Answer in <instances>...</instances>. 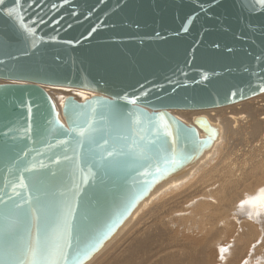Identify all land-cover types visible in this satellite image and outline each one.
Instances as JSON below:
<instances>
[{"label":"snow or ice","instance_id":"snow-or-ice-1","mask_svg":"<svg viewBox=\"0 0 264 264\" xmlns=\"http://www.w3.org/2000/svg\"><path fill=\"white\" fill-rule=\"evenodd\" d=\"M105 2L98 0V4ZM13 3L19 4L20 0ZM69 3L70 0H52L49 11L54 15ZM196 3L198 10L186 17L182 32H189L202 17L209 24H219L224 32L231 30L225 17L229 0H196ZM256 3L264 9V0ZM250 4L251 0H239L241 9L255 11L248 7ZM4 5L5 0H0V15L17 19L23 29L18 37L22 47L17 51L23 56L31 55L35 27L24 22L22 6L5 9ZM33 5L43 8L41 0H31L30 6ZM132 5L133 0H117L120 10ZM94 12L95 9L89 10L87 17L91 18ZM72 15L79 14L73 11ZM39 22H45L43 16ZM106 23L99 20L81 38L65 43L80 45ZM154 35L161 37L160 32ZM233 36L236 40L248 39L244 33L234 32ZM212 46L227 54L235 53L233 47L220 43ZM3 48L0 40V54L10 56ZM254 59L259 67L254 73L258 80L253 91L256 95L264 93V50ZM203 79H208L207 73ZM150 91L140 84L139 89L133 87V94L126 90L116 93L113 99L103 101L106 110L99 112L92 107L95 101L80 106L69 101L65 106L67 126L57 119L55 132L38 118L26 121L23 136L19 135V129L0 124V172L6 171L10 176L0 188V264H83L114 234L121 220L156 183L174 174L172 170L178 166L198 159L205 146L211 147L219 136L215 129L209 128L208 137L201 140L196 129L178 118L169 120L165 113H149L138 107L129 109V105H138L140 97L149 96ZM231 95L242 97L243 93L238 90ZM21 106L26 107L31 118L32 102ZM198 122L205 125L204 120ZM34 136L41 138V146L52 150L51 155L37 148ZM181 144L183 148L178 150ZM244 204L242 200L240 207ZM260 244H264V238L251 246L256 248Z\"/></svg>","mask_w":264,"mask_h":264},{"label":"water","instance_id":"water-1","mask_svg":"<svg viewBox=\"0 0 264 264\" xmlns=\"http://www.w3.org/2000/svg\"><path fill=\"white\" fill-rule=\"evenodd\" d=\"M51 2L41 0L43 8H40L30 6L31 0H20L19 4L5 0V9H20L22 6L24 22L36 29L29 56L17 51L22 47L18 42L23 32L20 22L0 15L3 52L11 53L10 56L0 54V60H3L0 63V80H3L0 82V124L19 129L20 136H23L26 121L32 119L38 118L51 132H55L54 121L57 119L67 126L65 106L69 101L73 106L95 101L92 107L98 112L105 111L104 100L113 99L116 93L122 94L125 90L133 94V87L139 89V85L144 84L151 90L149 96L140 97L138 105H129V109L138 107L149 113H165L169 120L178 118L196 129L200 139L204 140L209 135V128L217 130L207 117L195 116L192 123H187L171 110L222 107L258 95H253L258 83L254 73L259 71L254 57L264 50V37H261L264 9L256 0H251L248 6L255 11L241 9L239 0H229L225 13L226 23L231 26L228 32L222 31L219 24H209L202 17L187 33L181 29L186 17L198 10L196 0H133V5L123 10L117 8V0H106L104 4H98V0H70L54 15L49 11ZM92 9L95 12L88 18L86 14ZM73 11L79 15L73 16ZM41 16L44 23L39 22ZM57 20L59 23L55 22ZM99 20H106V26L91 39L76 46L65 43L81 38ZM156 32H160L161 37H156ZM234 32L244 33L248 39L236 40ZM214 43L233 47L235 53L227 54L223 49H215ZM248 52L252 55H247ZM228 67L232 70L227 71ZM245 67L248 72H244ZM205 73L207 80L203 79ZM44 85L82 88L92 94L81 100L67 95L58 109ZM238 90L243 96L232 97L231 93ZM29 101L33 108L31 118L26 107L21 106ZM199 120H204L205 125L199 124ZM47 121L53 123L48 124ZM33 138L41 152L51 155L52 150L39 143L40 137ZM182 148L181 144L178 150ZM208 149L205 146L201 151ZM44 159L47 163V157ZM196 160L172 170L174 174L156 183L150 192L156 185L188 171ZM7 178L10 176L6 171L0 172V188ZM148 195L142 197L131 213L121 220L110 238ZM109 239L90 258L84 259L83 264L89 262Z\"/></svg>","mask_w":264,"mask_h":264},{"label":"bare ground","instance_id":"bare-ground-1","mask_svg":"<svg viewBox=\"0 0 264 264\" xmlns=\"http://www.w3.org/2000/svg\"><path fill=\"white\" fill-rule=\"evenodd\" d=\"M2 81L3 80H0V82H2ZM48 86H52V85H44L43 87L47 91H49L50 88H48ZM61 87H63V86H61ZM61 87H57V88L51 87L52 91L51 92L49 91V93L51 94L53 100L55 101L58 109H60V107L62 105V101H63L64 97L67 95H73L75 98L80 99L79 90L77 91L78 93L72 92L71 94H66L68 92H66V90L64 88H61ZM86 91H89V90H86ZM90 92L91 91H89V93ZM91 94H92V92H91ZM261 94H263V93H261ZM261 94H258L257 96H253L252 98L251 97L247 98V99H245V101H249L250 99H255L257 97H260L259 95H261ZM88 96L89 95L82 97L81 99H84ZM245 101H242L240 103H245ZM237 104H238V102H237ZM261 104H264V103H261ZM225 107H228V105ZM248 107H245L244 110H241V112H245V114L241 113V112L235 113V114L234 113L230 114L228 117L226 116V119H227L226 121L229 122V119H228L229 117L235 123L237 121H244L247 119H249V120L251 119L252 124H253L251 129H256V130L258 129L259 130V123H261V120H259V119L264 118V115L262 114L261 117L258 116V118H256V107H254V110L252 109V106H251V108L250 107L248 108ZM261 107H263V109H264L263 105ZM175 110H178V112L184 111L186 113V114H184V113H182V114H183V116L185 115L184 116L185 118L190 119L189 121L184 119V120L188 121L187 123H192L195 116L202 115V116L207 117V119L211 122V124H213L217 128V131L219 133L218 138L213 142V145L208 150H206L202 153V155L196 160V163L188 171L184 172L182 175H179L177 177H173L167 181H164V182L156 185L155 188L150 192L148 197L146 199H144L135 208V210L131 214L130 218L121 226V228L117 231V233L108 240V242L105 244V246L89 262H87L85 264H243L244 260L247 261V264H264V244L257 245L256 248H252V246H251L253 243H255V241L257 239L264 238V210H261L258 208L260 203L264 202V171L262 173L260 172L261 168L264 167V165H263V163L261 164V161L259 163V165H261L260 170L258 171L257 167H254L256 169L252 172V174L250 173L251 174L250 177H245L246 171L244 172V174L242 176H238L239 174H237V176H234V174L236 175V173L233 174V172H236V171H233L234 166L230 167L229 170L226 171L227 172L226 177L223 176L222 179H218L217 181L216 180L212 181V185L210 184L212 187L207 188L208 191L211 189V191L209 192L210 196L204 197L207 200H205V202L200 201V202L194 203V205H193L196 207V209L198 211L201 210V212H203V210L207 211V207L211 204V202H213L215 204L214 208H216V210L219 212V214H221L222 216H225V217L230 216L231 220H228L225 217H223V218L221 217L220 220L222 219L221 224H224V225L227 224V226L230 227V228H227V232H229L228 234H230L232 242L226 241L223 244L221 243L222 245H219L217 247V252L215 253L217 255L213 254L214 250L212 249V247L214 248L215 246H217V243H216V245L212 244L211 249H209V246L211 245L210 241L214 243V241L216 239H218L219 236L222 237V235H219L220 231H215L214 230L215 228L213 229V227H212L213 231L211 232V234L210 233L207 235L205 234L207 237H204L202 239H196L197 238L196 237V238H192L191 240H189L188 237H184V235H182L183 238H181V240H182V243L184 242V244L179 243L178 247H176L174 251L171 250L172 252L171 251L167 252V250H166V254H164V255L160 254V249H156L154 252H149L148 249L145 248V242L139 241V242H136V244H131V239L129 241H127L129 235L127 237L125 236L126 238L121 240V242H116V240H118V238L122 234H124L128 228L134 229L136 227L135 221H136V218L141 214L140 209H141V207H143L142 205H144L145 203H147L148 201H150L152 199H157L158 195L160 197L162 194L167 193L168 190L173 191L174 189H177L179 186L183 185L185 182H188L190 180H191V183L194 182V181H192V179H190V178H192V175H194V173L198 175L199 171L201 172V170H199L198 173H196L195 171L197 170L198 167H200L202 164H204L205 161H207V160L204 161L205 157L210 155L211 152L215 151L216 146L219 145L217 143L221 144V142H220L221 136L224 133V129L226 128V126H225L226 124L224 125V123L222 121H221L222 123L217 122L215 119L216 117L214 118V117L206 115V111H209L212 109H209V108L208 109H199V110L172 109L171 112L173 113V111H175ZM261 110H262V108H261ZM174 114H175V112H174ZM259 114H261V112H257V115H259ZM177 116H180V115H177ZM245 122H247V121H245ZM249 125H251V124H249ZM254 131L255 130H253V135H254ZM200 134L203 135L201 130H200ZM217 147H219V146H217ZM216 149H218V148H216ZM218 151H219V149H218ZM215 155L216 154H214V156ZM209 158L211 159V156ZM206 159H208V157H206ZM209 163H210V161H209ZM211 163H212V161H211ZM252 168L253 167H251L249 169V171ZM226 172L223 174H226ZM200 174H202V173H200ZM248 174H249V172H248ZM247 176H249V175H247ZM198 178H199V175H198ZM244 181L246 182V186L244 184L245 188L243 187V185H241V186L245 190L238 191V189L240 188L238 186ZM188 184H190V183H187V186H188ZM204 184H207V183H204ZM199 185H201V183ZM204 189H205V187H204ZM235 189H237V190H235ZM206 191L207 190H205L204 192H206ZM249 192L251 193L250 195H248ZM178 193H180V192H178ZM165 195H169V194H165ZM242 200L245 201V204L243 207H240V202ZM211 207H213V206H210V208ZM230 209L233 210L232 216L228 215L231 212ZM210 212H212V211H210ZM208 214H210V213H208ZM210 215H212V214H210ZM178 216H180V215H178ZM213 218H215V217L213 216ZM208 219L209 218H207L206 220H208ZM209 220H211V219H209ZM227 220H228V223H227ZM203 221H205V220H203ZM212 224H213V222H212ZM205 226H207V225H205ZM205 228H207V227H205ZM208 228L211 229V227H208ZM222 229L224 230V228H222ZM222 229H221V231H222ZM229 229H230L231 233H230V231H228ZM224 232L226 233V231H224ZM183 234H185V233H183ZM221 234H223V233H221ZM188 236H190V235H188ZM200 237H202V236H199V238ZM221 239H223V237ZM216 242H217V240H216ZM220 242H222V240ZM122 244H125V245L127 244V245L126 246L124 245L125 247L121 248ZM221 249H224V251H221ZM101 251H103V252H101ZM137 253L139 254L137 260L131 258L132 255L137 254ZM178 253H179V255L176 256Z\"/></svg>","mask_w":264,"mask_h":264},{"label":"rangeland","instance_id":"rangeland-1","mask_svg":"<svg viewBox=\"0 0 264 264\" xmlns=\"http://www.w3.org/2000/svg\"><path fill=\"white\" fill-rule=\"evenodd\" d=\"M51 87L57 88L61 86H48V88H50L49 89L50 92L52 91ZM61 88H64L66 92H68L66 94H71L72 92H77L79 90V93L81 94V95L79 94L80 99L82 97H85L91 94V92L89 93V91H86V89L84 90L82 88L66 87V86H63ZM259 96L260 97H257L255 99H250L249 101L242 100V101H245V103H240L242 102L240 101L238 102V104L237 103H234V105L230 104L228 105V107L222 106V108L221 107L209 108L212 110L206 111L207 116H211L214 118L216 117L215 119L217 122L219 123L223 122L224 125L226 124L224 133L221 136V141H220L221 144L217 143L219 144L217 146H219L220 148L216 146V148H218L220 152L218 151V149L215 148V151H213L214 153L211 152L210 155L206 156L208 157V159H206L205 157L204 161L205 160L207 161H205V163L202 161L204 163L202 164L203 166L201 165L202 167L201 166L198 167L197 170L195 171L196 173H198V171L201 170V172L199 171V174H198L199 178H198V175L195 173L194 175H192V178H190L194 182L191 183V180L188 182H185L183 185L178 187L179 189L177 188V189H174L173 191L168 190V192L165 194H169V195L160 194L161 196L159 197L158 195L157 199H152L148 201L147 203H145L144 205H142L143 207H141L140 209L141 214L136 218V221H135L136 227L134 229L128 228L127 231L120 236L121 238L119 237L120 239L118 238V240H116V242H121V240H123L129 235L127 241L131 239V244H136V242L142 241V242H145V248H147L149 252H154L156 249H160V254L164 255L166 254V250L167 252L171 250L174 251L175 248L178 247L179 243H182V240H181V238H183L182 235H184V237H188L189 240H191L192 238H196V237H197L196 239H202L204 237H207L206 236L207 234L209 233L211 234V232L213 231L212 227L213 229L215 228L214 229L215 231H220L219 235H222L223 237V239H221L222 237L219 236L220 238L218 237V239H216L217 242L216 240L214 241L215 244L210 241L211 245L209 246V249H211L212 244L216 245L217 243V246H215L214 248L212 247V249L214 250V253H213L214 255H217L215 253L217 252V247L219 245H222L226 241L232 242L230 234H228L229 232H227V228H230V227L227 226V224L225 225L221 224L222 219L220 220V218L221 217L223 218L225 216H222L221 214H219L216 208H214L215 204L213 202H211V204L207 207V211L203 210V212H201V210L198 211L196 207L193 205L194 203H197L200 201L205 202V200H207L204 197H209L210 196L209 192L211 191V189L208 191L207 188L212 187L211 186L212 181H215V180L217 181L218 179H222L223 176L226 177L227 176L226 171L229 170L230 167L234 166L233 171H236V172H233V174L236 173V175L234 174V176H237V174H239L238 176H242L244 172L246 171L245 173L249 176L245 174V177H250L252 172L256 169L254 167H257L258 171L260 170V166H261L259 165L260 161H261V164L263 163L264 165V136H263L264 135V118L259 119L261 120V123H259V130L251 129L253 126L251 119L250 120L247 119L244 121H237L238 123L237 122L235 123L229 117L228 118L229 122L226 121L227 120L226 116L228 117L230 114L239 113L241 112V110H244L245 107H248V106L250 108L252 106L253 110H254V107H256V118H258V116L261 117L262 114L264 115V109L263 107H261L262 105L264 106V104H261V103H264V93ZM174 112L176 116L180 115L177 117H179L183 121L188 122L190 120L189 118H185L184 117L185 115L183 116L182 113L186 114L184 111L178 112V110H175L173 111V114ZM257 112H261V114L257 115ZM241 113L245 114V112H241ZM253 130H255L254 135H253ZM214 154L216 155L214 156ZM210 156H211V159L209 158ZM251 167L253 168L249 171ZM263 168L264 167H262L260 170L261 173L264 171ZM225 172L226 174H223ZM187 183H190V184H188L187 186ZM200 183L201 185H199ZM204 183H207V184H204ZM244 184L246 186L245 181L242 182L238 187L241 188L242 187L241 185H243V187L245 188ZM240 188L239 189L237 188L238 191L245 190L244 188L243 189L242 188L240 189ZM205 190L207 191L204 192ZM177 191L180 193H178ZM201 194L202 195L204 194V195L202 196ZM250 194L251 193L249 192L248 195ZM210 206H213V207L210 208ZM208 213L212 214L215 218H213V216ZM232 213H233V210H231V212L228 215L232 216L233 215ZM206 217L211 220L209 219L206 220L207 219ZM225 218L228 220H231L230 216H226ZM228 220H227V223H228ZM211 221L213 222L214 225L212 224ZM208 227H211V229ZM222 228H224V230ZM224 231H226V233ZM228 231H230V229ZM182 232L185 234H183ZM199 236H202V237L199 238ZM221 240L222 242H220ZM182 244H184V242ZM124 245L125 244H122L121 248L126 246ZM178 255L179 253L176 256ZM138 256L139 254L137 253V254L132 255L131 258L137 260Z\"/></svg>","mask_w":264,"mask_h":264},{"label":"clouds","instance_id":"clouds-1","mask_svg":"<svg viewBox=\"0 0 264 264\" xmlns=\"http://www.w3.org/2000/svg\"><path fill=\"white\" fill-rule=\"evenodd\" d=\"M258 208L264 210V202H261Z\"/></svg>","mask_w":264,"mask_h":264}]
</instances>
